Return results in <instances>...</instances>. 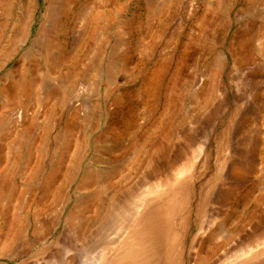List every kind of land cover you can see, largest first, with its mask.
I'll return each mask as SVG.
<instances>
[{
    "label": "rangeland",
    "instance_id": "1",
    "mask_svg": "<svg viewBox=\"0 0 264 264\" xmlns=\"http://www.w3.org/2000/svg\"><path fill=\"white\" fill-rule=\"evenodd\" d=\"M225 263L264 264V0H0V264Z\"/></svg>",
    "mask_w": 264,
    "mask_h": 264
},
{
    "label": "bare ground",
    "instance_id": "2",
    "mask_svg": "<svg viewBox=\"0 0 264 264\" xmlns=\"http://www.w3.org/2000/svg\"><path fill=\"white\" fill-rule=\"evenodd\" d=\"M45 46L47 47V50H48V47H49L48 42L45 43ZM142 201H143V200H142ZM139 202H140V201H139ZM130 203H131V202H130ZM129 206H130V205H129ZM134 207H135V206H134ZM132 210H133V209H131L130 212H131ZM137 211H138V210H137ZM130 212L128 211V213H130ZM119 213H120V212H119ZM121 213H122V212H121ZM125 213H126V211H125ZM125 213H124V214H125ZM125 215H126V214H125ZM125 215H124V216H125ZM121 216H122V215H121ZM121 216H120V217H121ZM128 217H129V215L126 216V218H128ZM126 218H125V220H127ZM121 219H124V217H123V218L121 217ZM121 219H120V220H121ZM129 219H130V218H129ZM125 220H123V222H124ZM117 221L119 222V219H118ZM127 221H128V220H127ZM118 222H117V223H118ZM120 222H121V221H120ZM126 223H128V222H126ZM129 223H130V222H129ZM129 223H128V225H129ZM125 227H126V226H125ZM118 228H119V227H118ZM126 228H127V227H126ZM116 231H117V230H116ZM119 236H120V235H119ZM115 238H116V237H115ZM116 239H117V238H116ZM101 243H103V242H101ZM106 243H108V242H106ZM109 243H110V242H109ZM109 243H108V245H109ZM126 244H127V243L124 242V246H125V249H124V250H125V251H124V253H123V255H122L123 259L128 258V257H131V254H132L131 251L127 250V249H128V246H126ZM99 245H100V244H99ZM104 245H105V244H103L102 246H104ZM110 245H111V244H110ZM96 246H97V245H96ZM105 246H106V245H105ZM98 247H99V246H98ZM107 247H108V246H107ZM109 247H110V246H109ZM109 247H108V248H109ZM103 248H104V247H103ZM96 249H98V248H96ZM92 250H93V249H92ZM136 252H137V251H136ZM91 253H92V252H91ZM95 253H97V252H95ZM95 253H93V254H95ZM99 253H100V250H99ZM101 253H102V252H101ZM98 255L101 256L100 254H98ZM98 255L96 254L97 257H98ZM241 255H242V254H241ZM96 256H95V257H96ZM97 257H96V258H97ZM98 258H99V257H98ZM225 264H226V263H225Z\"/></svg>",
    "mask_w": 264,
    "mask_h": 264
}]
</instances>
